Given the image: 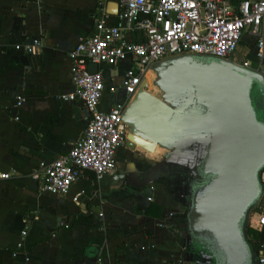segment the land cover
Here are the masks:
<instances>
[{
  "label": "crops",
  "instance_id": "1",
  "mask_svg": "<svg viewBox=\"0 0 264 264\" xmlns=\"http://www.w3.org/2000/svg\"><path fill=\"white\" fill-rule=\"evenodd\" d=\"M100 6L116 24L118 0H0V173L11 174L0 180V264H192L186 199L160 165L165 148L123 144L111 172L86 171L66 194L40 192L30 178L39 160L67 154L87 124L83 103L62 96L72 90L68 52ZM33 39L41 47L25 51ZM127 65L98 64L99 110L122 99ZM255 248L263 254L264 242Z\"/></svg>",
  "mask_w": 264,
  "mask_h": 264
},
{
  "label": "water",
  "instance_id": "2",
  "mask_svg": "<svg viewBox=\"0 0 264 264\" xmlns=\"http://www.w3.org/2000/svg\"><path fill=\"white\" fill-rule=\"evenodd\" d=\"M88 68L98 71L96 63ZM153 70L161 95L150 93L143 81L122 117L129 127L125 146L165 148L160 165L171 167L167 177L175 166L185 170L180 190L187 205L190 263L251 264L244 225L261 197L264 170V119L251 89L264 93L263 75L193 55L162 61ZM183 95L184 103L177 104ZM196 234L203 241L192 240Z\"/></svg>",
  "mask_w": 264,
  "mask_h": 264
},
{
  "label": "built area",
  "instance_id": "3",
  "mask_svg": "<svg viewBox=\"0 0 264 264\" xmlns=\"http://www.w3.org/2000/svg\"><path fill=\"white\" fill-rule=\"evenodd\" d=\"M118 5L116 24L107 23L108 14L100 6L93 15L90 31L68 52L72 59V90L62 99L82 102L89 118L67 154L52 161L39 160L37 168L30 173L40 192L66 194L86 171L101 179L115 168L117 152L129 133L128 125L122 120L124 111L143 81L148 83L155 73L154 65L173 57L193 55L231 61L264 73L261 64L264 0H118ZM126 31L135 33L136 37L128 39ZM243 41L251 44L250 52L234 61ZM41 45L39 39H33L21 47L33 53ZM123 61H128L121 81L124 95L110 110L101 111L98 104L104 84L99 71H89V63ZM10 177L9 172L0 173V180ZM260 180L264 186V171ZM73 199L77 200L78 196ZM97 261L101 263L102 257ZM256 264H264V253L258 256Z\"/></svg>",
  "mask_w": 264,
  "mask_h": 264
},
{
  "label": "rangeland",
  "instance_id": "4",
  "mask_svg": "<svg viewBox=\"0 0 264 264\" xmlns=\"http://www.w3.org/2000/svg\"><path fill=\"white\" fill-rule=\"evenodd\" d=\"M247 42V41H244ZM246 51L250 52V48H248V45L246 43L242 44L240 46V49L238 51L237 56L233 59L234 61H237L240 59V57H242V55L244 56V54L246 53ZM254 60V58H252ZM255 64V63H253ZM254 66V65H253ZM264 69V67H262V70ZM156 78L155 73H153L152 77L149 78L148 80V84H147V89L149 90L150 93H152L155 96H160L161 92L159 90V88L154 84V79ZM186 99V95H183L182 97H180L178 99V101L176 102L177 104H182L184 103V100ZM258 108H259V117L264 119V111L262 109H264V93H262L259 97V103L257 104ZM187 155H183L181 156V161H183L184 163H188L189 158L186 157ZM199 155H196L197 159H198ZM169 178L172 177L174 179L178 180L179 186H181L183 184V182L185 181L186 178V174H185V170L183 168H180L175 166L172 169V172L169 173ZM178 175H180L181 177H179ZM178 177V178H177ZM175 181V180H174ZM263 194L261 195L259 201L257 202V204L251 208L248 212V216H247V227H257L259 228L260 226H262L264 224V186H263V190H262ZM255 218H253L255 215ZM246 238L249 242L252 241V236L251 235H247L246 233ZM196 247L193 246V249ZM197 250H199L197 248ZM263 255V254H260ZM198 257V256H197ZM201 262V260H200Z\"/></svg>",
  "mask_w": 264,
  "mask_h": 264
},
{
  "label": "trees",
  "instance_id": "5",
  "mask_svg": "<svg viewBox=\"0 0 264 264\" xmlns=\"http://www.w3.org/2000/svg\"><path fill=\"white\" fill-rule=\"evenodd\" d=\"M246 232H247V235H251L253 237V239H252L253 241L251 243L249 241L248 242H249V245L253 247L252 251L256 252V257H255V264H256V260L259 256V254L257 253L258 251L255 248V246L256 245L259 246V245L263 244V242H264V225L262 226L261 229H255L253 227H251V228L247 227Z\"/></svg>",
  "mask_w": 264,
  "mask_h": 264
},
{
  "label": "flooded vegetation",
  "instance_id": "6",
  "mask_svg": "<svg viewBox=\"0 0 264 264\" xmlns=\"http://www.w3.org/2000/svg\"><path fill=\"white\" fill-rule=\"evenodd\" d=\"M262 75H263V79H264V73H261ZM259 94H258V92L257 91H255L254 89H251V100H252V102H253V104H255V105H257L258 103H259ZM263 110V109H262ZM259 113H260V111H259ZM171 167L170 166H167V169L169 170ZM247 225H248V223H245V225H244V232H245V235H246V229H247ZM189 237H190V235H189ZM192 240H194V241H197V242H201V241H203V236H198L197 234H196V236H193L192 235ZM197 246H199V245H197ZM251 247V246H250ZM252 254H253V252H252Z\"/></svg>",
  "mask_w": 264,
  "mask_h": 264
}]
</instances>
